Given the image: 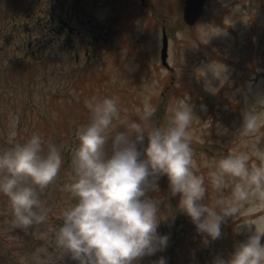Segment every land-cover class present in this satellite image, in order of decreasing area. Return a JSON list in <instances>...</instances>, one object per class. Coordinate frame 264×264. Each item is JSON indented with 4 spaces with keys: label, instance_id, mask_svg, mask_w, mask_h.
I'll list each match as a JSON object with an SVG mask.
<instances>
[{
    "label": "rangeland",
    "instance_id": "rangeland-1",
    "mask_svg": "<svg viewBox=\"0 0 264 264\" xmlns=\"http://www.w3.org/2000/svg\"><path fill=\"white\" fill-rule=\"evenodd\" d=\"M255 2L261 6L254 12L248 0H207L198 22L187 25L184 0H0V151L33 132L62 151L70 147L56 179L38 189L47 209L42 224L14 227L9 199L0 193V264H76L57 246L55 233L61 210L76 199L64 185L73 177L77 130L90 120L85 101L93 96L118 97L121 115L134 120L149 99L157 108L151 117L156 125L168 122L169 105L189 98L196 114L191 146L195 170L205 176V202L218 207L217 196H231V187L218 192L211 184L215 161L253 145L264 148V128L249 137L238 131L245 111L264 112V3ZM162 29L168 66L160 57ZM146 144L147 137L141 149ZM158 183L159 190L146 195L160 201L158 231L170 240L138 264L159 256L212 264L217 255L228 258L264 217V200L253 198L238 219L222 222L219 238L206 241L177 208L180 194L171 195L167 175Z\"/></svg>",
    "mask_w": 264,
    "mask_h": 264
},
{
    "label": "clouds",
    "instance_id": "clouds-1",
    "mask_svg": "<svg viewBox=\"0 0 264 264\" xmlns=\"http://www.w3.org/2000/svg\"><path fill=\"white\" fill-rule=\"evenodd\" d=\"M176 36L182 38L183 33L178 30ZM259 102L264 104V96ZM85 103L90 120L77 130L73 177L64 185L76 199L61 210L62 223L55 233L57 246L77 264H138L140 258L167 248L169 234L158 231L160 201L146 195L159 190L163 175L171 195L180 194L177 208L191 218L197 232L206 234V241L219 238L222 222L227 217L238 219L251 199L264 200V148L253 145L250 151L232 152L215 161L208 173L211 184L218 192L231 187V196H217L218 207L205 202V176L195 170L191 146L189 126L196 114L189 98L169 105L171 115L162 125L151 122L157 108L149 99L140 120L121 115L118 97L93 96ZM117 123L124 128L116 130ZM261 128L264 112L243 113L241 136H254ZM63 162L62 149L39 132L0 151V193L9 199L14 227L28 229L47 220L38 189L56 179ZM262 237L264 217L228 258L217 255L212 264H264ZM152 264H167V257L159 256Z\"/></svg>",
    "mask_w": 264,
    "mask_h": 264
},
{
    "label": "water",
    "instance_id": "water-1",
    "mask_svg": "<svg viewBox=\"0 0 264 264\" xmlns=\"http://www.w3.org/2000/svg\"><path fill=\"white\" fill-rule=\"evenodd\" d=\"M205 0H185L186 5L184 7V20L188 24H193L202 12V6ZM167 55V36L163 34V47L161 57L164 63H166Z\"/></svg>",
    "mask_w": 264,
    "mask_h": 264
},
{
    "label": "trees",
    "instance_id": "trees-1",
    "mask_svg": "<svg viewBox=\"0 0 264 264\" xmlns=\"http://www.w3.org/2000/svg\"><path fill=\"white\" fill-rule=\"evenodd\" d=\"M59 33H60V30H59ZM153 118H154V116H152ZM155 119V118H154ZM124 128V126H122L121 128H120V130L121 129H123ZM63 152V154H64V156L65 157H67V156H69L70 157V147H68L66 150H64V151H62ZM231 224H233V226L236 224V220H233V222L231 223ZM226 239V238H225ZM226 245L228 244V245H231V242H230V240H227L226 239ZM227 245V246H228ZM196 249H197V253H198V256L200 255V252H199V246L198 247H196ZM228 252V251H227ZM226 254H228V253H225V255ZM200 257V256H199ZM201 258V257H200ZM198 261V260H197ZM168 264H177L176 263V259H171V258H168ZM200 262V261H199ZM201 264V263H200Z\"/></svg>",
    "mask_w": 264,
    "mask_h": 264
},
{
    "label": "flooded vegetation",
    "instance_id": "flooded-vegetation-1",
    "mask_svg": "<svg viewBox=\"0 0 264 264\" xmlns=\"http://www.w3.org/2000/svg\"><path fill=\"white\" fill-rule=\"evenodd\" d=\"M250 2V7H251V10H253L254 12L255 11H258L261 4H257V2L255 1H258L260 3H264V0H248Z\"/></svg>",
    "mask_w": 264,
    "mask_h": 264
}]
</instances>
